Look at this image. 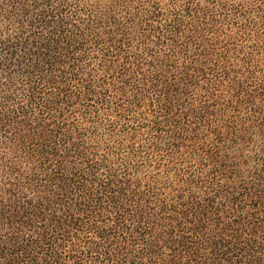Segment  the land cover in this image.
Wrapping results in <instances>:
<instances>
[{
  "label": "trees",
  "instance_id": "1",
  "mask_svg": "<svg viewBox=\"0 0 264 264\" xmlns=\"http://www.w3.org/2000/svg\"><path fill=\"white\" fill-rule=\"evenodd\" d=\"M0 264H264V0H0Z\"/></svg>",
  "mask_w": 264,
  "mask_h": 264
}]
</instances>
